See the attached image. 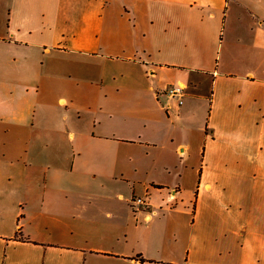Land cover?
I'll return each mask as SVG.
<instances>
[{"label": "crops", "instance_id": "obj_1", "mask_svg": "<svg viewBox=\"0 0 264 264\" xmlns=\"http://www.w3.org/2000/svg\"><path fill=\"white\" fill-rule=\"evenodd\" d=\"M0 264H264V0H0Z\"/></svg>", "mask_w": 264, "mask_h": 264}, {"label": "built area", "instance_id": "obj_2", "mask_svg": "<svg viewBox=\"0 0 264 264\" xmlns=\"http://www.w3.org/2000/svg\"><path fill=\"white\" fill-rule=\"evenodd\" d=\"M185 85L183 84H177L170 86L167 90H165V95L177 99L179 101V104H183V98L185 97ZM132 208L134 209H141L144 207H148V198L147 197H138L135 196L132 198Z\"/></svg>", "mask_w": 264, "mask_h": 264}, {"label": "trees", "instance_id": "obj_3", "mask_svg": "<svg viewBox=\"0 0 264 264\" xmlns=\"http://www.w3.org/2000/svg\"><path fill=\"white\" fill-rule=\"evenodd\" d=\"M19 233H20V231H18L17 236H19ZM21 239H23V240H27V239H25V238H21ZM141 260L144 261L143 259H141Z\"/></svg>", "mask_w": 264, "mask_h": 264}, {"label": "rangeland", "instance_id": "obj_4", "mask_svg": "<svg viewBox=\"0 0 264 264\" xmlns=\"http://www.w3.org/2000/svg\"><path fill=\"white\" fill-rule=\"evenodd\" d=\"M146 162H148V159H144ZM138 197H142V196H138Z\"/></svg>", "mask_w": 264, "mask_h": 264}]
</instances>
